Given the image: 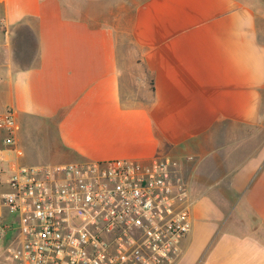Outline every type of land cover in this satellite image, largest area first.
<instances>
[{
	"label": "crops",
	"instance_id": "obj_1",
	"mask_svg": "<svg viewBox=\"0 0 264 264\" xmlns=\"http://www.w3.org/2000/svg\"><path fill=\"white\" fill-rule=\"evenodd\" d=\"M8 111L0 197L20 167L170 157L194 201L171 264H264V2L0 0Z\"/></svg>",
	"mask_w": 264,
	"mask_h": 264
},
{
	"label": "built area",
	"instance_id": "obj_2",
	"mask_svg": "<svg viewBox=\"0 0 264 264\" xmlns=\"http://www.w3.org/2000/svg\"><path fill=\"white\" fill-rule=\"evenodd\" d=\"M0 129L13 144L12 111L0 116ZM177 167L154 157L17 168L2 195L17 230L0 264H171L194 204Z\"/></svg>",
	"mask_w": 264,
	"mask_h": 264
},
{
	"label": "rangeland",
	"instance_id": "obj_3",
	"mask_svg": "<svg viewBox=\"0 0 264 264\" xmlns=\"http://www.w3.org/2000/svg\"><path fill=\"white\" fill-rule=\"evenodd\" d=\"M264 2V0H258ZM2 203V197H0V204ZM4 225H10L12 230L7 232H1V227ZM17 230V222L14 219L12 214L7 213V210L4 206L0 207V257H2L4 249L8 244L13 231L16 232Z\"/></svg>",
	"mask_w": 264,
	"mask_h": 264
}]
</instances>
